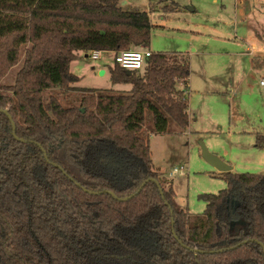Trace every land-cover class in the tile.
I'll return each mask as SVG.
<instances>
[{"label":"trees","instance_id":"16d2710c","mask_svg":"<svg viewBox=\"0 0 264 264\" xmlns=\"http://www.w3.org/2000/svg\"><path fill=\"white\" fill-rule=\"evenodd\" d=\"M121 1L0 0V264H264V173L224 172L192 214L152 166L150 134L189 123L188 55L114 62L124 92L74 86L79 52L148 47L149 12Z\"/></svg>","mask_w":264,"mask_h":264},{"label":"rangeland","instance_id":"374dc122","mask_svg":"<svg viewBox=\"0 0 264 264\" xmlns=\"http://www.w3.org/2000/svg\"><path fill=\"white\" fill-rule=\"evenodd\" d=\"M165 4H172L173 9H162ZM120 5L127 10L149 12L150 51H179L188 55V104L200 112L198 126L189 121V128L179 131L170 124L168 133H152L148 140L152 166L171 183L177 206L192 214L201 213L205 203L199 194L216 193L226 182L224 172L201 156L200 141L228 163L231 172L264 173V147L255 145L256 133L264 131V87L259 85L262 72L252 69L249 59L236 62V52L241 48L233 36L239 35L238 23L243 21L246 31H252L254 18L247 15L240 19L242 13L252 8L251 1L122 0ZM248 50V54H254L253 49ZM113 63L112 51H103L96 59L79 52L69 64L70 71L78 76L74 86L79 90H129L128 84L111 82L108 69ZM18 67L19 64L10 68L8 75H14ZM99 67L105 70L101 75ZM227 81L234 87L231 100L218 95L220 85ZM146 116L148 121L149 114Z\"/></svg>","mask_w":264,"mask_h":264},{"label":"crops","instance_id":"0c3cea01","mask_svg":"<svg viewBox=\"0 0 264 264\" xmlns=\"http://www.w3.org/2000/svg\"><path fill=\"white\" fill-rule=\"evenodd\" d=\"M250 1H251L252 8L248 12H245L244 14L242 13V16L240 17V19L244 20L245 18H247V15H250L252 18H254L253 29L250 33H248L245 27L243 26V22H244L243 21L242 23H238V27H240L239 35L237 36V34L234 33L233 36L236 39L235 41L239 42L238 45L241 48L240 52H236V55H237L236 62L242 63L249 59L251 61L250 64L253 69L254 67L253 62H252L253 59L264 60V0H250ZM248 49L250 50L253 49L254 54H248L249 53ZM97 70L103 71L102 73H100V75L103 74L105 71L102 67H99ZM255 70L256 71L260 70L259 72H262L261 76L264 75V65L262 66V68H258V69L255 68ZM259 85L261 87H264V84L261 85L259 83ZM233 89L234 87H232L231 83L227 81L226 84L220 85V89H218L220 94L218 95L219 96L222 95L226 100L227 99L231 100L233 98L232 94L234 93V92L232 93V91H234ZM224 90H225L224 94H221L222 91ZM227 91L230 92L231 94L228 95L226 93ZM189 93H190V87H189V80H188L187 97H189ZM226 94L227 96L225 97ZM188 102H189V98H188ZM187 112H188L189 121L190 122L195 121L196 122L195 126H198L197 122L199 121V118H200V112L197 109L192 108L189 104H188ZM190 122L188 123L187 128H189ZM150 154H151V151H150Z\"/></svg>","mask_w":264,"mask_h":264},{"label":"built area","instance_id":"2783aa9c","mask_svg":"<svg viewBox=\"0 0 264 264\" xmlns=\"http://www.w3.org/2000/svg\"><path fill=\"white\" fill-rule=\"evenodd\" d=\"M102 51L91 50L88 52V56L91 59L100 57ZM151 51L148 48L143 49H126L120 50L114 53V62L121 68L126 70H139L142 68L144 61L149 57ZM259 83L264 84V75L261 76Z\"/></svg>","mask_w":264,"mask_h":264},{"label":"water","instance_id":"95a60500","mask_svg":"<svg viewBox=\"0 0 264 264\" xmlns=\"http://www.w3.org/2000/svg\"><path fill=\"white\" fill-rule=\"evenodd\" d=\"M103 71H100V73H102ZM131 71L130 70H126V73L129 74ZM4 113L7 114L9 120H10V124H11V133H12V136L20 141H23L21 138H18L16 135H15V126H14V122L12 121L11 119V116L7 113L6 110H3ZM199 147H200V153H201V156L211 165L213 166L216 170H218L219 172H227V171H230L231 170V166L224 162L220 157H218L217 155L211 153L207 147L205 146V144L203 142H199ZM44 156H45V152L44 150L41 148ZM147 180H153L155 181L156 185L159 187V191L161 193V189H160V186H159V183L150 178V179H147ZM146 180V181H147ZM145 181L143 183H141V185L138 187L137 191H140V189L142 188V186L144 185ZM85 191L87 192H90V193H93V194H97L99 193V191H90V190H86L84 189ZM105 192V191H103ZM111 196H113L115 199H118V200H126L128 198H130L131 196L133 195H130V196H127V197H117L115 196L111 191H107ZM173 218H171V222L173 223ZM240 244V243H239ZM262 249H263V256H264V246H262ZM194 250V249H193Z\"/></svg>","mask_w":264,"mask_h":264}]
</instances>
